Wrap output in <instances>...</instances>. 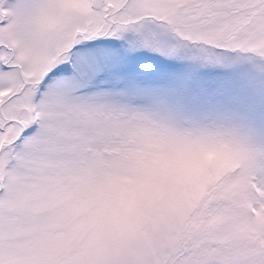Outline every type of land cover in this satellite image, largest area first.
<instances>
[{
	"label": "snow or ice",
	"instance_id": "1",
	"mask_svg": "<svg viewBox=\"0 0 264 264\" xmlns=\"http://www.w3.org/2000/svg\"><path fill=\"white\" fill-rule=\"evenodd\" d=\"M0 264H264V0H0Z\"/></svg>",
	"mask_w": 264,
	"mask_h": 264
}]
</instances>
